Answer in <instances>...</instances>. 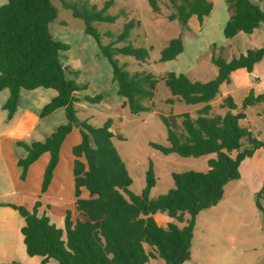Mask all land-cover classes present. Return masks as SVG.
Instances as JSON below:
<instances>
[{
	"label": "trees",
	"instance_id": "trees-1",
	"mask_svg": "<svg viewBox=\"0 0 264 264\" xmlns=\"http://www.w3.org/2000/svg\"><path fill=\"white\" fill-rule=\"evenodd\" d=\"M149 1L153 11L159 13L157 0ZM171 3L176 12L169 19L178 20L183 27L194 17L203 26L214 9L210 0H171ZM227 3L231 15L224 28L226 39L240 32L252 34L264 25V11L251 0H227ZM112 5L113 1L107 2L98 10L87 4L80 5L81 8L77 4L64 3L65 9L85 22L86 33L96 40L109 60L113 80L118 84V95L125 99L123 106L134 114L148 112L151 108L144 101L154 98L159 78L146 72L132 74L116 59V55H123L133 57L138 63L148 60L149 51L145 48H135L131 44L115 47L116 43L128 39L136 23L128 22L116 42L107 46L93 26L96 22L113 24L117 21L119 16L106 14ZM57 18L58 10L53 0H7L0 7V92L10 91L4 105L8 120L16 114L21 92L39 88L57 92V96L44 106L40 117L64 109L67 120L44 141L17 142L27 151V156L18 161L20 179L25 181L29 168L49 153L50 161L41 189L46 193L67 137L77 128L82 138L72 149L75 211L67 210L64 228H58L48 215L40 214V201L32 210L10 205L25 220L22 234L28 255L40 257L42 264L51 261L56 264H184L190 261L197 216L223 200L226 186L240 180L243 163L252 158L256 150L264 148V143L242 126L246 114L237 111L233 97H227L221 104V109H226L225 115L214 114L211 105L221 85L231 82L233 72L245 69L253 73L254 67L264 59V47L249 50L231 61L213 53L212 63L218 68V75L206 83L192 81L186 74L176 72H169L163 78L179 102L202 108L195 119L190 113L181 116L183 134L175 130V118L171 125L162 117L168 145L151 143V146L166 156L201 158L215 155V158L208 161L207 172L173 173L174 187L152 199L151 190L156 185L153 164L150 163L147 172L146 188L140 195L133 193V180L114 142L123 137L112 131V120L97 128L78 118V104H100L103 97H78L87 85L76 80L77 70L61 62V53L68 51L70 46L56 41L52 35L51 25ZM184 49L181 37L172 39L162 50L159 61H174ZM174 102V99L168 100V103ZM261 103H264V94L256 95L251 91L243 101V110ZM245 143L249 147L245 148ZM83 188L89 192V198H82ZM158 213L166 214L175 222L169 223L167 228L160 226L155 219Z\"/></svg>",
	"mask_w": 264,
	"mask_h": 264
},
{
	"label": "rangeland",
	"instance_id": "rangeland-1",
	"mask_svg": "<svg viewBox=\"0 0 264 264\" xmlns=\"http://www.w3.org/2000/svg\"><path fill=\"white\" fill-rule=\"evenodd\" d=\"M110 1H113V5L107 10L106 14L119 16L117 21L113 24L96 22L93 26L98 30L103 45L107 46L114 41L116 42L117 36L122 33L128 22L134 21L136 23L128 39L116 43L115 47L122 48L131 44L135 48H145L149 51L148 60L138 63L133 57L123 55H116V59L121 65H126V71L132 74L146 72L159 78L154 98L144 101V104L151 108L148 112L134 114L130 109L123 106L121 96L118 95V84L113 80V69L109 60L102 54L96 40L86 33L85 22L75 18L72 11L64 7V3L79 6L87 4L88 7L95 6L98 10H101ZM211 2L214 5V11L208 17L205 27L201 28L197 18H192L185 27L178 20L170 21V15L176 12L171 0H157L161 10L159 13L153 11L149 0H53L58 10V18L51 25L52 35L56 41L70 46L68 51L61 53L62 64L77 70L79 76L76 80L87 85L86 90L79 92L80 97L84 98L85 95L90 97L101 95L103 97L100 104L87 102L78 104L79 112L77 116L80 120L87 121L97 128L112 120V131L123 137V139L116 138L114 142L133 180L131 191L137 195H140L146 188L150 163L153 164L156 177V185L152 188L150 196L152 199H156L174 187L173 173L186 171L207 172L209 170V158L215 157V155H212L201 158H184L176 154L166 156L151 146V143L168 145L167 129L162 117H166L171 125L174 124L175 118L177 125L175 130L177 133L183 134V117L181 116L190 113L195 119L198 116V111L202 108L201 106H188L179 101L168 103V100L172 99L173 96L163 78L169 72H178L185 73L192 81L208 82L218 74L217 67L212 63L213 53L218 54V56L221 54L225 59L231 61L249 50H257L253 48L257 43L256 39L254 42V39L248 34L241 33L233 39L225 38L224 28L231 15L227 0H211ZM6 3L7 0H0V7ZM80 7L82 8V6ZM259 30L264 29L261 27ZM178 37H181L184 42V53L174 61L160 62L162 50L169 45L170 40ZM262 47H264V44H262ZM253 73L259 75L258 81L253 80L245 71L237 75L240 77V82L229 83L232 97L240 107L243 104L245 95L248 94V91L243 89L245 85H250L251 88L248 89H254L257 94H264V61L254 67ZM226 84L228 85V83ZM225 88L227 89V87ZM40 90L41 92L47 91L46 89ZM48 91L55 93L53 90ZM31 97H33V94L28 95L26 98ZM263 107L264 104L257 106V108H250L247 111L249 121L243 122V124L247 127L251 125L254 128L255 126L256 129L254 128L253 131L256 136L261 132L264 137V117L259 118L254 114L255 110ZM213 113L216 115L222 114L219 103L214 105ZM65 115L64 111V121L57 117L60 123H62L61 121L66 122ZM2 130L3 128L0 127V133H2ZM77 136L81 141V132L75 128L64 146V172L70 156L73 155L72 149L80 143ZM0 139L2 143L6 138ZM244 147L249 146L245 143ZM6 153L9 156V152ZM16 155L18 156L20 153L17 152ZM0 161L2 162L3 158ZM257 162H261V159ZM11 171L13 172V168H11ZM0 172V177H2L0 179V201L9 198L15 199L18 196L9 195L12 192L11 185L8 184L3 170H0ZM244 174H246L244 182L233 181L230 187L226 189L228 198L237 193L235 201L239 205V209L245 212L239 225V231L232 232V234H236L237 239L240 240L245 258L249 257L253 261L262 260L261 264H264V170L262 174L261 171H258V168L249 171L245 169ZM257 178L259 180L263 179L259 192L256 193V206L253 201L249 200V196L244 197L242 194L244 195L250 189L248 184H257ZM21 181L23 182V180ZM37 182L39 183L40 180H38L37 172H35L31 186H36ZM42 185L43 181L41 189ZM236 185L237 187H235ZM241 186H244V188L240 189ZM69 189L70 184L67 182L66 194H68ZM72 196L71 194L66 195L65 200L61 202L51 201L60 204L58 208H54L56 216H54L53 221H55V224L60 223L61 219L59 217H61L62 210L64 211L65 208H68L67 210L74 209ZM24 201L26 205H29L32 199H24ZM26 205L24 206L27 207ZM226 206L227 208L219 209L220 213H214L215 211L210 210L204 211L199 231L203 230L204 227V238L206 240L215 238L208 229L223 232L222 227H225L226 224L231 226L227 220L222 219L221 212L230 209L229 205ZM255 206L257 210L254 209ZM160 215L168 218L166 214L160 213ZM74 218H76V215ZM157 221L162 223L159 217ZM224 242L227 244V251L225 253L223 250L219 254L218 246H214L213 243L208 244L207 241L203 240L199 253L196 254L195 264H241V256L238 249H236V245L233 243L229 247L228 239ZM205 244H208V246H204Z\"/></svg>",
	"mask_w": 264,
	"mask_h": 264
},
{
	"label": "crops",
	"instance_id": "crops-1",
	"mask_svg": "<svg viewBox=\"0 0 264 264\" xmlns=\"http://www.w3.org/2000/svg\"><path fill=\"white\" fill-rule=\"evenodd\" d=\"M251 1L255 5L259 6L264 11V0H251ZM207 19L208 18L205 19L203 26H200L201 28L205 27ZM261 27L262 29H264V25H261L252 34H248L250 35V37L254 39V42H255V39L257 41L256 45L253 47L255 49L262 48V44H264V41L262 42V40H264V30H259L261 29ZM241 33H244V32H240L238 35H240ZM219 55L222 56L221 54ZM227 61H230V60H227ZM263 61L264 59L260 63H262ZM245 71H246L245 69H239L233 72L231 74L230 84L234 83L235 81L240 82V77L237 75L244 73ZM248 74L249 76H251L253 80H256V81L259 80V75L257 73H248ZM225 87H227V89ZM248 88H251V86L245 85L243 88V89H246V91H248V94L245 95V98L250 94L251 91L255 92L254 89H248ZM40 89H44V88H39L34 91H22L21 92L20 103L16 111V114L14 115L12 120H8V112L4 110V105L6 104L7 100L10 97V91L8 89H5L2 92H0V97H1V103H0V125L1 126L0 127L3 128V130L1 131L2 133H0V138H3V139L6 138L5 141H3L2 143L0 142V159L3 158V161L2 162L0 161V170H3L5 176L7 177L8 184L11 185L10 187H11L12 192L9 193V195L18 196L15 199L9 198L8 200L0 201V264L13 263V262H19L22 264H42V259L40 257H30L28 255L26 246L24 243V235L22 234V228L25 226V220L19 214V212L11 208L10 205L24 206L26 205L24 199H28V200L32 199V202L29 205L28 204L26 205L28 209L32 210L35 207L36 202L40 201L42 203V207L39 209L40 214L48 215L51 218L52 223H54L55 222L53 221L54 216H56V214L54 213V208L56 207L58 208V206H60V204L56 202H61L62 200H65L64 197H66V195L71 194L72 196V191H73L72 199L74 203V209L72 208H69V209H72L71 211L73 212L75 211V200H76L75 198V179L73 175V167H74L75 158L73 155L72 157L70 156L69 163L65 167L66 171L65 172L63 171V165L65 161L63 149L67 142V139L72 133L67 137L66 141L64 142L62 146V149L60 152L59 165L54 173L52 183L46 193H42L40 187H41L42 181L44 180V173H45L46 167L50 161L49 153L44 154L36 163H34L29 168L27 178L25 181L22 182L20 179L21 169L18 167V161L27 156V151L24 150L23 147L19 146L17 142L22 141V142L31 144L36 141H44L60 125H63L67 122V120L65 123L63 122L64 121L63 113L65 111L64 109H58L57 111H55L54 113H52L51 115L45 118L40 117L41 111L44 108V106L47 105L54 97L57 96V92L53 89H46L47 91H44V92H41ZM48 90H53L55 91V93L50 92ZM231 93L232 92L229 89V84L227 85L225 83L221 85L220 93L217 96L216 100L211 103V105L213 107L216 103H219L221 105L227 97L229 96L232 97ZM27 94L28 95L33 94V97L26 98L28 97ZM255 94L260 95V94H257L256 92ZM80 95L81 94L79 93L78 97H80ZM120 98H121V103L124 104L125 99L123 97H120ZM172 99H174L175 102L178 101L177 98L175 97H173ZM262 104L264 103H261V104H258L252 107H247V109L243 110V104L240 107L236 103L238 107L237 111L238 112L243 111L246 114V119L241 121L242 126H244L249 131H251L253 135L255 134L253 129L254 128L256 129V127L254 126L253 128L251 125L250 127H247L243 124V122L249 121L247 111L250 110V108H257V106L262 105ZM221 110H222L221 115H225L226 109H221ZM254 114H256L259 118H263L264 117V107L258 108L257 110H255ZM57 117L63 120L61 121L62 123L58 121ZM77 138H79V136H77ZM255 138L264 143V137L261 132H259ZM78 141L81 142L80 138L78 139ZM6 152H9L8 153L9 156L7 155ZM17 152H19L20 155L17 156L16 155ZM212 158H215V157H210L209 159H212ZM259 159H261V162H257L259 161ZM11 168H13V172L11 171ZM253 168H258V171H261L263 174L264 148L256 150L253 157L250 159H247L243 163V165L240 168L241 178L238 181L244 182L245 177H246V174H244L245 169H248L249 171ZM35 172H37V178L38 180H40V182L39 183L37 182L36 186L34 185L31 186V182L33 181V175ZM0 175H1V172H0ZM0 179H2V177H0ZM262 179L260 180L258 179L256 185L248 184V187L250 189L244 195L242 194V196L244 197L249 196V200L253 201L256 206L257 204L255 202V197H256V193L259 192ZM67 182H69L70 184V189L68 190L69 191L68 194H66L67 191L65 192ZM231 183H229L225 188V195H224L223 200L217 206L211 209H208L210 211H215L214 213H220L219 209H222L224 207L227 208L226 205H229L230 206V209H228L229 211L226 210L221 213L223 216L222 219L227 220L228 223L231 224V226L226 224L225 227H222V229L224 230L223 232H220L219 230L208 229L210 230V233L215 238L212 240H206L204 238V227H203V230H201L202 232L199 231L200 221L202 220V217L204 215L203 214L204 211L201 212L196 218L194 238L192 241V249H191L192 257L190 261H187L184 264H195L196 254L199 253V248L202 245L203 240L207 241L208 244L213 243L214 246H218L219 254L222 253L223 250L226 253L227 244H225L224 240H227V239L229 240V243H228L229 247L233 243L236 245V249H238V253L241 256V264H261L262 263V260L253 261L249 257L245 258L244 250L241 247L240 240L237 239L236 234H232V232L239 231V225L241 224V219L245 215V212L239 209V205H237V202L235 201V199L237 198L236 197L237 193L229 198L227 197L226 189L230 187ZM237 185L235 187H237ZM243 188L244 186H241L240 189H243ZM81 196L82 198H89V192L85 188H83ZM52 200H55L56 202L54 201L51 202ZM256 206L254 207V209L257 210ZM67 209L68 208H65L64 211L63 210L61 211V217H59L61 219L60 223H56V224L54 223L58 228H64L65 226V216H66ZM159 215L160 213L156 214L155 219L157 221L159 217L162 223H159L158 221L157 222L160 226L164 228H167L169 223L174 222V220L169 217L168 218L170 220L163 215H160V216ZM186 218H188V216ZM208 244H205L204 246H208ZM49 264H56V262L51 261Z\"/></svg>",
	"mask_w": 264,
	"mask_h": 264
}]
</instances>
